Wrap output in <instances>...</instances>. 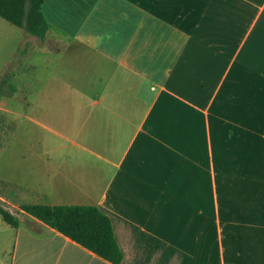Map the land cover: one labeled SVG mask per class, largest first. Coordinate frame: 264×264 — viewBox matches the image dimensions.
I'll return each instance as SVG.
<instances>
[{
    "label": "crops",
    "instance_id": "obj_1",
    "mask_svg": "<svg viewBox=\"0 0 264 264\" xmlns=\"http://www.w3.org/2000/svg\"><path fill=\"white\" fill-rule=\"evenodd\" d=\"M42 11L64 56L59 83L40 87L52 103L36 108L67 113L73 136L59 135L75 150L31 147L3 171L7 140L0 183L29 203L99 207L120 264H264V0H45ZM6 22L0 65L39 38ZM27 107L6 109L37 121ZM10 211L19 224L0 214V264H113Z\"/></svg>",
    "mask_w": 264,
    "mask_h": 264
},
{
    "label": "rangeland",
    "instance_id": "obj_2",
    "mask_svg": "<svg viewBox=\"0 0 264 264\" xmlns=\"http://www.w3.org/2000/svg\"><path fill=\"white\" fill-rule=\"evenodd\" d=\"M37 39L36 42L29 41L26 45L24 43L21 44L19 51L14 55L15 57L9 65H0V152L5 142L9 140L7 149L3 151L4 154L6 153L2 157L1 167H3V171L5 162L13 153H26L31 151V147L33 149L38 147L42 148L43 151H47L51 147L54 148L58 145L60 146V151L75 150L72 148V143L69 139L59 135L62 134L65 137L73 136V133L69 131L67 113L64 111L38 112L36 108L37 103L35 101H39L38 103L40 104L43 101L52 103L47 101L46 93H44L45 95L39 93L40 87L49 83L51 88V85L59 83V81L53 82L51 76L53 75V68L57 65L56 62L64 56V51H57L58 45L51 38ZM11 45L8 42L5 45H0V54L5 55L9 51L11 52L13 50ZM15 46H17L16 43ZM36 66H38L37 70ZM14 89L17 92L16 96H9ZM46 91L50 93L52 90ZM58 97L60 98V103H68L67 97ZM25 98L28 99L29 104L24 101ZM54 98L57 100V97ZM54 103L56 104V101ZM26 105L31 106L27 107ZM26 107L28 115L36 118L37 121L21 115H15V112L9 113L6 109L11 108V110H18L23 113ZM42 108L45 109L44 107ZM35 138H42L45 143L35 146ZM52 139L57 144H51ZM29 140L32 142L31 144L26 143ZM7 170L9 172L12 171L11 168H7ZM0 191L2 196H7V200L5 202L2 201L3 205L9 210L19 211L21 209L20 205L26 203L25 190L15 184L6 183L5 185L0 183Z\"/></svg>",
    "mask_w": 264,
    "mask_h": 264
},
{
    "label": "trees",
    "instance_id": "obj_3",
    "mask_svg": "<svg viewBox=\"0 0 264 264\" xmlns=\"http://www.w3.org/2000/svg\"><path fill=\"white\" fill-rule=\"evenodd\" d=\"M44 1L0 0V16L29 34L44 39L52 27L42 11ZM20 208L109 262L121 263L123 252L116 240L111 219L99 207L26 202ZM0 214L6 222L18 226L17 217L3 205L1 199Z\"/></svg>",
    "mask_w": 264,
    "mask_h": 264
}]
</instances>
